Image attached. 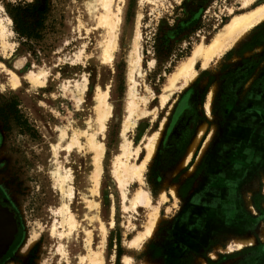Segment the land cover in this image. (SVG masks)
<instances>
[{"label":"rangeland","instance_id":"1","mask_svg":"<svg viewBox=\"0 0 264 264\" xmlns=\"http://www.w3.org/2000/svg\"><path fill=\"white\" fill-rule=\"evenodd\" d=\"M263 1L257 0L253 5ZM84 2L0 0V18L10 29L8 41L14 45L7 57L0 50V63L22 77L21 86L12 88L8 71L0 65V164H4L0 177L7 183L23 226L21 246L5 264H58V253L51 249L53 239L49 233L52 207L58 204L50 175L53 158L50 145L56 141L57 126L84 128L89 119L96 118L94 94L98 84L103 88L110 85L109 101L113 109L102 138L103 177L100 195L95 196L106 225L112 206L116 208V225L108 234L105 252L107 264H124L125 255L131 256L132 264L143 260L154 264H264V162L255 164L244 179L213 178L208 170L217 155L218 144L223 142L227 105L246 98L253 88L264 90V21L252 27L236 44L213 54L207 65L199 58L195 64L197 77L185 88L178 83L161 105L167 77L196 44L211 42L231 19L230 7L236 13L243 11L242 0H127L115 68L100 66L96 59L99 35L90 25L91 17ZM28 5L43 11L40 37L20 35L15 30L14 16L20 19L22 14L25 21L32 22L25 11ZM139 14L143 74L136 85L137 125L128 129L127 136L135 144H141L145 140L143 135L159 129L166 115L161 140L147 164L144 182L153 203H159L163 192L167 197L160 202L156 230L141 244L131 247L128 241L143 230L147 211L144 207H139L138 212L122 208L120 190L111 174V160L127 116L128 46ZM83 42L87 43L86 52L74 64L71 57ZM18 59L23 60L19 68L15 67ZM31 68L50 71L46 86L38 89L30 86L24 74ZM82 72L87 73L89 87L78 108L72 92L64 93L60 86L66 79H79ZM202 123L206 127L189 161L172 173ZM199 154L201 157L197 159ZM91 155L73 151L66 162L65 153L60 152L59 160L73 168L76 198L72 208L79 222L91 229V240L96 244L99 222L92 215L94 211L80 199L81 191L89 188L85 180L92 170ZM143 155L144 151L137 160ZM137 187L134 182L132 192ZM173 187L176 193L172 192ZM85 212L90 215L83 216ZM129 219L135 228H128ZM83 225L69 239L62 240L68 242L65 244L72 257L84 249V238L89 232ZM244 237L254 238L256 244L238 246L235 241Z\"/></svg>","mask_w":264,"mask_h":264},{"label":"bare ground","instance_id":"2","mask_svg":"<svg viewBox=\"0 0 264 264\" xmlns=\"http://www.w3.org/2000/svg\"><path fill=\"white\" fill-rule=\"evenodd\" d=\"M127 0H85L87 12L90 14V25L94 30L98 31L97 38L98 46L96 48V59L100 66H114L116 54L119 50L120 33L123 24L124 8ZM151 1L153 0H141ZM257 0H242L243 11L236 13L234 7L229 8L231 19L222 26L216 33L210 43L201 41L195 45L191 54L180 62L177 68L167 77V84L164 91L161 93L160 102L164 105L178 83L181 88H185L192 82L198 74L195 67L196 61L200 58L203 65H207L213 54H217L236 44L240 39L246 37L249 30L257 24L264 21V1L260 4L253 5ZM141 14L138 15L134 31L129 40L128 57H127V79L128 89L126 92V109L127 116L123 123L119 141L111 160V174L117 182L120 190V198L122 208L138 212L139 207H144L147 211L146 224L142 231L135 234L134 238L128 241L129 246L141 244L147 237L152 235L156 230V225L159 222V205L160 202L166 199L164 192L160 197L159 203L152 202V196L149 189L145 186L144 176L147 169V164L155 155L158 144L161 140L163 128L166 118L163 117L161 127L152 133L145 134V140L141 144H135L132 139L127 136L128 129H135L137 125V103H136V85L138 77L143 74L142 70V32H141ZM10 29H8L5 21L0 18V50L5 56L12 54L14 45L8 41ZM87 33L89 29L87 28ZM86 42H83L75 56L71 57L72 63H77V60L82 59L83 53L86 52ZM10 48V50L7 48ZM120 53V52H119ZM19 60V59H18ZM76 61V62H75ZM3 63H0V65ZM23 64V60L16 62L15 67L19 68ZM9 73V84L12 88L21 86L22 77L12 68L3 65ZM111 67V68H112ZM7 73V74H8ZM83 73V72H82ZM50 71L45 68L28 69L24 74V78L30 83L33 89H38L47 85ZM89 78L87 73H83L79 79H66L61 83L62 92H72V98L79 108L85 101V94L88 90ZM60 89V88H59ZM210 96V95H209ZM110 85L105 88L101 85H96L94 94V111L96 118L89 119L84 128L79 125H61L57 126V138L52 142L50 149L53 154L51 159L50 175L53 178V189L58 194V204L52 207V223L49 226V233L53 239L51 249L58 253V264H107L106 247L108 242V234L114 228V206L111 208V219L109 225L103 220L101 212V204L96 195H100V188L103 175V157L105 143L102 138L107 130V121L112 116V106L109 101ZM139 100V99H138ZM159 108V107H158ZM207 109H211V105L207 104ZM146 110V109H145ZM147 111V110H146ZM144 112V110H142ZM145 115V114H144ZM93 118V117H92ZM96 125V126H94ZM206 127V123L199 126V131L195 135L193 141L187 148L186 155L183 156L172 168V173H176L189 161L198 141ZM106 141V140H105ZM205 145L201 148L204 151ZM73 151L78 153L90 152L92 170L87 175L85 181H88L89 188L86 192H82L81 200L85 207L92 209L93 216L99 222L97 235L99 236L96 244L92 243V236L89 228L79 222L76 214L73 211V203L76 198L75 174L73 168L68 164H62L59 160V153L64 152L66 162H69ZM144 151L143 158L137 159ZM200 159L201 154L197 156ZM138 183V187L132 192V184ZM87 185V183H86ZM172 192L176 193L175 188ZM175 197V196H174ZM90 215L89 212L83 213V216ZM83 225L88 236L84 238L83 247L79 253L73 257L68 252L67 240L77 232L79 226ZM128 228H135L134 224L129 219ZM139 231V230H138ZM264 240V232H263ZM238 246L242 244H256V240L252 237H244L235 241ZM231 246L230 249L231 250ZM52 251V252H53ZM113 255V254H112ZM124 264H132L130 255L123 257ZM140 264H154L151 261L143 260Z\"/></svg>","mask_w":264,"mask_h":264},{"label":"crops","instance_id":"3","mask_svg":"<svg viewBox=\"0 0 264 264\" xmlns=\"http://www.w3.org/2000/svg\"><path fill=\"white\" fill-rule=\"evenodd\" d=\"M225 115L223 142L208 170L213 178L244 179L264 162V90L253 88L246 98L227 105Z\"/></svg>","mask_w":264,"mask_h":264},{"label":"flooded vegetation","instance_id":"4","mask_svg":"<svg viewBox=\"0 0 264 264\" xmlns=\"http://www.w3.org/2000/svg\"><path fill=\"white\" fill-rule=\"evenodd\" d=\"M3 165L1 163L0 168ZM6 185V181L0 177V264H5L13 257L23 239V226L18 207Z\"/></svg>","mask_w":264,"mask_h":264},{"label":"trees","instance_id":"5","mask_svg":"<svg viewBox=\"0 0 264 264\" xmlns=\"http://www.w3.org/2000/svg\"><path fill=\"white\" fill-rule=\"evenodd\" d=\"M18 11H21V8L17 7ZM26 12L29 13L32 22L25 21L23 19V16H20V19L14 16L15 20V30L17 33L20 35H25L28 37H40L41 33L39 32V27H42L43 25V11L40 9H37V6L35 5H28L27 9L25 10Z\"/></svg>","mask_w":264,"mask_h":264}]
</instances>
